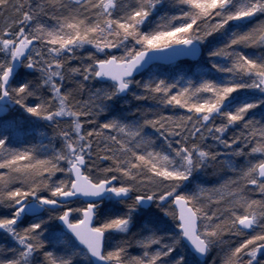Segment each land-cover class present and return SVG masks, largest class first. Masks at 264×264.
<instances>
[{
	"label": "snow or ice",
	"instance_id": "obj_1",
	"mask_svg": "<svg viewBox=\"0 0 264 264\" xmlns=\"http://www.w3.org/2000/svg\"><path fill=\"white\" fill-rule=\"evenodd\" d=\"M0 235V264H264V0H0Z\"/></svg>",
	"mask_w": 264,
	"mask_h": 264
},
{
	"label": "trees",
	"instance_id": "obj_2",
	"mask_svg": "<svg viewBox=\"0 0 264 264\" xmlns=\"http://www.w3.org/2000/svg\"><path fill=\"white\" fill-rule=\"evenodd\" d=\"M181 63L184 64L185 66L195 69L196 67H198L200 64L203 63V58H200L199 60H196V61H182ZM4 243H6V240Z\"/></svg>",
	"mask_w": 264,
	"mask_h": 264
},
{
	"label": "rangeland",
	"instance_id": "obj_3",
	"mask_svg": "<svg viewBox=\"0 0 264 264\" xmlns=\"http://www.w3.org/2000/svg\"><path fill=\"white\" fill-rule=\"evenodd\" d=\"M4 242H5V238L2 235H0V243H4Z\"/></svg>",
	"mask_w": 264,
	"mask_h": 264
},
{
	"label": "water",
	"instance_id": "obj_4",
	"mask_svg": "<svg viewBox=\"0 0 264 264\" xmlns=\"http://www.w3.org/2000/svg\"><path fill=\"white\" fill-rule=\"evenodd\" d=\"M184 59L192 60V61L197 60V59H194V58H182L181 60H184Z\"/></svg>",
	"mask_w": 264,
	"mask_h": 264
}]
</instances>
